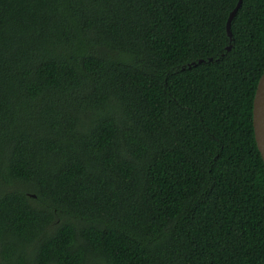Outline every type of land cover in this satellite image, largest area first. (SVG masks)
Returning <instances> with one entry per match:
<instances>
[{
	"label": "trees",
	"instance_id": "1",
	"mask_svg": "<svg viewBox=\"0 0 264 264\" xmlns=\"http://www.w3.org/2000/svg\"><path fill=\"white\" fill-rule=\"evenodd\" d=\"M238 1L0 0V264H264Z\"/></svg>",
	"mask_w": 264,
	"mask_h": 264
},
{
	"label": "water",
	"instance_id": "2",
	"mask_svg": "<svg viewBox=\"0 0 264 264\" xmlns=\"http://www.w3.org/2000/svg\"><path fill=\"white\" fill-rule=\"evenodd\" d=\"M243 0H239L236 8L232 11L229 16L227 22V33L232 41L233 35L231 31V26L234 18L236 17L239 9L241 8ZM228 51L231 50V46L227 48ZM212 61V59H210ZM204 60H200L198 64L204 63ZM197 63H193L192 65H196ZM192 65H189L191 67ZM253 127L255 133V139L257 142L258 149L264 161V74L262 75L261 79L259 80L254 103H253Z\"/></svg>",
	"mask_w": 264,
	"mask_h": 264
}]
</instances>
